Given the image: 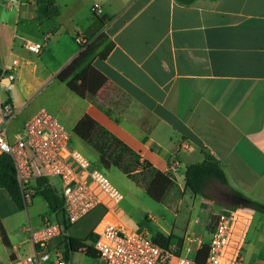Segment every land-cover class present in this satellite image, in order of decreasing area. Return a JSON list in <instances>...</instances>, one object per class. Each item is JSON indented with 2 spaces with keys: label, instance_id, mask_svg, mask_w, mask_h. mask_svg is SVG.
<instances>
[{
  "label": "crops",
  "instance_id": "0c3cea01",
  "mask_svg": "<svg viewBox=\"0 0 264 264\" xmlns=\"http://www.w3.org/2000/svg\"><path fill=\"white\" fill-rule=\"evenodd\" d=\"M54 2L59 14L39 18L36 0H0V100L9 98L18 109L9 135L39 108L25 110L32 95L54 84L73 104L71 131L90 116L155 170L165 172L177 159L171 189L189 190L185 168L206 153L223 170L227 190L264 204V0ZM95 3L100 16L91 10ZM99 32L113 48L90 64L113 87L116 105L96 98L97 82L89 88L90 101L56 79L81 48L75 37ZM26 40L43 42L44 49L30 52ZM12 58L19 64L5 92L1 78ZM208 203L201 200L200 207ZM25 211L0 187V219L10 243L4 245L0 236V264L33 251L27 228L39 226L46 213L35 216L28 205ZM250 215L241 264H264L263 216ZM192 227L188 220L183 230L162 234L181 241Z\"/></svg>",
  "mask_w": 264,
  "mask_h": 264
},
{
  "label": "built area",
  "instance_id": "2783aa9c",
  "mask_svg": "<svg viewBox=\"0 0 264 264\" xmlns=\"http://www.w3.org/2000/svg\"><path fill=\"white\" fill-rule=\"evenodd\" d=\"M91 10L96 16L102 13L101 6L96 3ZM75 38L79 44L88 42L83 36ZM24 46L35 54L44 49V43L39 41L26 40ZM18 64V60L12 58L5 67L1 78L4 90L14 82ZM17 114L18 109L9 99L0 100V154L11 156L24 202H31L32 187L37 178L48 181L49 177H55L60 182V189L51 187L61 205L44 214L39 226H28L27 235L33 251L16 254L3 264H72L64 247L68 229L98 208L103 210V214L93 225L90 231L92 239L88 244L96 252L99 264L242 263L252 220L247 211L223 206L216 212V223L210 230V218L214 212L208 203L200 207L193 227L180 242L159 245L153 236L130 228L121 221L114 208L122 201L123 194L103 170L72 147L71 130L61 119L45 107H39L9 135V124ZM179 166L180 162L173 159L164 173L171 179L176 178ZM203 245L207 246L206 256L198 262L196 255Z\"/></svg>",
  "mask_w": 264,
  "mask_h": 264
},
{
  "label": "trees",
  "instance_id": "16d2710c",
  "mask_svg": "<svg viewBox=\"0 0 264 264\" xmlns=\"http://www.w3.org/2000/svg\"><path fill=\"white\" fill-rule=\"evenodd\" d=\"M181 3H191L194 0H178ZM59 14V8L54 0H36V15L39 18H51ZM88 42L80 44L77 55L64 66L56 75V79L65 83L66 87L80 98L93 101V95L89 88L101 78L97 70L91 66L93 57L97 56L104 59L113 48V43L108 40L106 34L99 32L93 37L87 38ZM7 92V90H5ZM9 99V98H7ZM10 100V99H9ZM72 133L78 138L89 144L98 155V162L103 169L115 167L124 173L128 178L134 176L135 171L149 173L151 181L148 183V195L155 201H162L170 191L174 182L169 176L155 170L146 161H140L139 155L133 152L127 145L117 139L113 134L103 128L90 116H83L73 127ZM204 158L200 162L191 163L186 166L184 171L185 186L193 194H203L202 183L206 178H212L227 186V179L218 163L208 154L204 153ZM0 187L4 188L19 210H23L26 203L23 200L19 188L13 160L9 154H0ZM35 190L46 201L50 210H56L61 202L47 179L37 178L35 180ZM231 198L235 201V207H249L264 213V204L255 201L241 192L228 187ZM216 214L210 218L209 229L211 230L216 223ZM0 236L6 246H10L7 233L0 219ZM92 233L90 232V238ZM156 243L167 246L171 242H180V239L173 235H163L157 233L153 236ZM65 254L81 251L86 256L98 258L92 246L85 242V239L67 236L65 242ZM207 246L203 245L196 255V261L202 262L206 256Z\"/></svg>",
  "mask_w": 264,
  "mask_h": 264
},
{
  "label": "rangeland",
  "instance_id": "374dc122",
  "mask_svg": "<svg viewBox=\"0 0 264 264\" xmlns=\"http://www.w3.org/2000/svg\"><path fill=\"white\" fill-rule=\"evenodd\" d=\"M96 88V98L102 99L103 104H117L119 98H117L116 95L113 96V87L102 77L97 81ZM68 94L71 95L72 93L69 92ZM38 107H45L51 111L61 119L66 126L68 122L67 119L74 111L71 101L65 93L60 92L54 84L38 89L30 98L29 104L25 110L31 108L36 109ZM20 116L21 115H18V119ZM70 142L72 147L86 156L94 166L103 170L111 182L123 194L122 201L114 208L121 221L130 228L146 232L149 236H155L157 233L170 232L178 227L183 230L188 220L193 221L199 214L201 200L207 199L211 202L210 205L214 214L224 205L236 206L235 201L231 198L228 190L223 184L212 178L204 179L202 183L203 194H193L187 189L180 191L174 186L162 201H155L148 195V183L151 181L149 173L135 171L134 176L128 178L115 167L103 169L99 165L98 155L95 150L89 144L78 138L72 131ZM48 181L52 187L57 190L60 189V182L57 178L49 177ZM36 188L35 186L32 187L33 197L31 201H33V203H29L28 208L35 216H39L42 212L48 214V205L44 198L36 192ZM25 208L23 210L26 214ZM239 208L252 214L254 220L260 215L263 216L262 218L264 220V213L262 212L257 213L256 210L249 207ZM102 214L103 210L101 208L90 212L78 222L71 225L68 234L74 237L80 236L79 238L85 239L86 242V240L90 238V231L93 225ZM22 218L24 219V223H27L26 215L23 214ZM207 238L208 235L206 234L205 239ZM68 255L69 262L72 264H99L98 258L86 256L81 251L70 252Z\"/></svg>",
  "mask_w": 264,
  "mask_h": 264
},
{
  "label": "water",
  "instance_id": "95a60500",
  "mask_svg": "<svg viewBox=\"0 0 264 264\" xmlns=\"http://www.w3.org/2000/svg\"><path fill=\"white\" fill-rule=\"evenodd\" d=\"M5 82H7V79H5Z\"/></svg>",
  "mask_w": 264,
  "mask_h": 264
}]
</instances>
